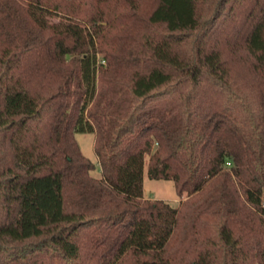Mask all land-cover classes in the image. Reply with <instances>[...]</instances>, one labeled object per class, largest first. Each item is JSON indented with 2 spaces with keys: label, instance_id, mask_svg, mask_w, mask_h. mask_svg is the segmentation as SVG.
I'll return each mask as SVG.
<instances>
[{
  "label": "trees",
  "instance_id": "16d2710c",
  "mask_svg": "<svg viewBox=\"0 0 264 264\" xmlns=\"http://www.w3.org/2000/svg\"><path fill=\"white\" fill-rule=\"evenodd\" d=\"M0 264H264V0H0Z\"/></svg>",
  "mask_w": 264,
  "mask_h": 264
},
{
  "label": "rangeland",
  "instance_id": "374dc122",
  "mask_svg": "<svg viewBox=\"0 0 264 264\" xmlns=\"http://www.w3.org/2000/svg\"><path fill=\"white\" fill-rule=\"evenodd\" d=\"M54 21H57L54 18ZM75 138L79 144V147L87 158H89L94 164L95 169L91 174L100 178V168L98 159L94 153V134L92 132H78L75 134ZM143 196L150 199H162L169 202L171 205H176L182 198L177 195L174 182L166 179H151L147 174V166L145 164L143 170Z\"/></svg>",
  "mask_w": 264,
  "mask_h": 264
},
{
  "label": "built area",
  "instance_id": "2783aa9c",
  "mask_svg": "<svg viewBox=\"0 0 264 264\" xmlns=\"http://www.w3.org/2000/svg\"><path fill=\"white\" fill-rule=\"evenodd\" d=\"M102 62H104V61H102Z\"/></svg>",
  "mask_w": 264,
  "mask_h": 264
}]
</instances>
